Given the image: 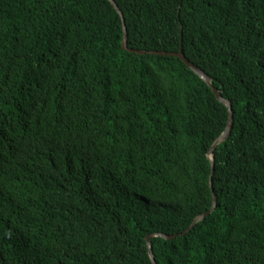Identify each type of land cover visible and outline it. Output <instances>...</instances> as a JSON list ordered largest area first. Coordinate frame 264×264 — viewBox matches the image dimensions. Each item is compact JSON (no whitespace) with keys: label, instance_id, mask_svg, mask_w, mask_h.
<instances>
[{"label":"trees","instance_id":"trees-1","mask_svg":"<svg viewBox=\"0 0 264 264\" xmlns=\"http://www.w3.org/2000/svg\"><path fill=\"white\" fill-rule=\"evenodd\" d=\"M114 1L231 103L214 193L228 109L180 58L109 0H0V264H264V0Z\"/></svg>","mask_w":264,"mask_h":264},{"label":"water","instance_id":"water-1","mask_svg":"<svg viewBox=\"0 0 264 264\" xmlns=\"http://www.w3.org/2000/svg\"><path fill=\"white\" fill-rule=\"evenodd\" d=\"M109 1L114 5L115 9L118 11V13L120 14V16L122 17V20H123V25H124L123 49L124 50L130 51L133 53H137V54H152V55H162V56H171V57L180 58L187 65V67L191 70V72L194 73L213 92L216 99L228 109L229 119H228V125L226 127V130L222 134V136L216 141V143L214 144V146L212 147V149L209 152V158L212 161V174L210 177V188H211L212 192L214 193V187H213V179L215 176L214 153H215L218 145L225 143L231 137V134L233 131V125H234V112H233V107H232L231 103L229 101L223 99L221 94L216 89H214L212 87V84H211L212 80L203 71H201L200 69H198V67H196L194 64H192L190 62V60H188V58L186 57V55L184 53L183 44L181 45L180 52L168 53V52H157V51L131 50L128 46V30H127L124 15H123L121 9L119 8L118 4L114 0H109ZM217 206H218L217 198L215 195H213L212 210L208 214L199 217L194 222L193 226L191 227V229L189 231H191L198 223L205 221L210 215H212L216 211ZM154 238L163 239L165 241H173V240L177 239L178 236H172V237L170 236L169 237V236H163V235H153V236L147 238V245H148L150 257L152 259L153 264H156V260H155L154 254H153V249H152V244H151V241Z\"/></svg>","mask_w":264,"mask_h":264}]
</instances>
